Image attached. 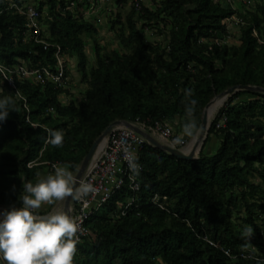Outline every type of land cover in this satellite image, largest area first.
<instances>
[{
    "label": "trees",
    "instance_id": "trees-1",
    "mask_svg": "<svg viewBox=\"0 0 264 264\" xmlns=\"http://www.w3.org/2000/svg\"><path fill=\"white\" fill-rule=\"evenodd\" d=\"M153 1L154 7L133 6L125 16L116 15L111 24L120 49L107 51L95 21L77 15L84 5L80 0H0V62L55 70L56 46L44 49L35 43L27 15L12 3L32 6L46 39L65 56L79 58L87 85L80 100L72 95L64 103L66 83L18 79L16 90L0 75V98L13 109L0 124V205L20 207L23 183L53 173L51 164L66 165L74 174L117 119L172 125L177 118L188 119L185 108L194 99L192 118L201 125L205 107L219 93L240 84L264 87L263 1L246 13L225 0ZM235 14L242 19L239 44L218 45L214 40L229 35L223 21ZM146 28L168 32L166 47L148 39ZM87 39L95 47L93 64ZM244 95L249 98L241 99ZM223 118L225 124L218 127ZM49 128L62 132V146L46 142ZM211 134L220 142L209 153L205 145ZM206 141L191 160L145 143L137 154L139 200L126 215L120 213L133 195L126 185L93 214L87 221L91 234L77 243L74 264H264V93L232 94ZM155 195L165 209L152 202ZM246 228L254 230L250 240Z\"/></svg>",
    "mask_w": 264,
    "mask_h": 264
},
{
    "label": "clouds",
    "instance_id": "clouds-1",
    "mask_svg": "<svg viewBox=\"0 0 264 264\" xmlns=\"http://www.w3.org/2000/svg\"><path fill=\"white\" fill-rule=\"evenodd\" d=\"M187 95H191L190 91ZM196 103L192 99L185 108L188 119L183 131L189 137L200 133L192 118ZM11 110V102L7 98H0V124L7 120ZM45 131L48 133L47 143L62 146L61 131L50 128ZM123 152V158L138 172L133 163L135 157L129 148L125 147ZM23 192L20 207L0 213V264H74L78 233L83 230L65 211L40 214L37 210L43 204L62 202L68 198L84 200L94 194L96 188L91 183L77 180L68 166L59 165L54 166L52 174L35 183H23ZM253 232L252 228H246L244 236L250 240Z\"/></svg>",
    "mask_w": 264,
    "mask_h": 264
},
{
    "label": "built area",
    "instance_id": "built-area-1",
    "mask_svg": "<svg viewBox=\"0 0 264 264\" xmlns=\"http://www.w3.org/2000/svg\"><path fill=\"white\" fill-rule=\"evenodd\" d=\"M245 5L257 3L258 1L264 0H240ZM225 3L231 4L236 8L237 2L233 0H225ZM146 3V0H133V6L136 10H140L142 5ZM13 7H16L20 13L26 14L28 17V35L31 36L35 43L43 45L44 49L56 46L55 56L57 58V65L55 70L50 66H27L26 64H14L6 65L0 62V75L6 80L9 86L13 89L17 88V80H29L35 84H46L52 82L58 86L65 84L68 78V68L66 62V56L59 45L52 44L46 39L43 25L39 22V12L32 6L22 8L17 3H12ZM237 9V8H236ZM237 16V14H235ZM233 15L232 17L224 20V23H228L230 20L238 19V23L242 22V19L238 16ZM204 40V39H202ZM205 41V40H204ZM218 45L225 44L227 41L223 37L214 40ZM226 119L223 118L217 124L218 127L225 124ZM142 129L146 131L153 130L159 134L170 139L176 146L181 149L185 142L175 140L174 128L168 123L156 121L154 124L147 122L136 121L134 122ZM33 126L37 124L32 123ZM145 143H149L145 137L137 133L134 129L126 126L114 127L111 133L106 138V143L103 151L98 156L97 160L92 164L82 179L83 182L91 183L96 188L94 194H90L85 197L84 200H74V204L71 206L70 215L76 220L80 228L83 230L82 233H78L79 241L81 242L90 236V228L87 225V221L90 217L100 210L106 203L112 200L114 195L121 191L124 186L128 185L133 195L129 197L124 204H121L120 213L126 215L128 210L139 200L138 191L140 190V181L138 178V172L133 170L129 166L128 161L124 157L123 149L128 147L130 152L135 157L133 163L136 165L138 171L141 166L137 163V154ZM94 159V158H93ZM61 163L51 164V168L54 171V166H59ZM86 201L87 203L85 204ZM152 202L157 204L160 208L165 209L163 199L155 195ZM219 245V244H215ZM228 255L232 253L227 250ZM238 255L247 258H256L252 253L246 251H240Z\"/></svg>",
    "mask_w": 264,
    "mask_h": 264
},
{
    "label": "rangeland",
    "instance_id": "rangeland-1",
    "mask_svg": "<svg viewBox=\"0 0 264 264\" xmlns=\"http://www.w3.org/2000/svg\"><path fill=\"white\" fill-rule=\"evenodd\" d=\"M88 1L89 2L87 3L86 0H80V2H84V5L83 7L79 8L77 15L78 16L82 15L87 20L95 21V24L99 30L97 38L100 44L103 47H105L107 51H110L112 49H120L119 40L117 38V31L112 28L111 23L112 20L116 18V15L118 13H121L123 16H125L128 12H130V10L133 8V0H127L124 4H118L117 0H88ZM233 1L237 2L235 6L237 9H240V12L242 13H246L247 11H249V9L254 8V6L257 4L254 3L247 6L243 4L242 1L240 0H233ZM29 2H33V0H29ZM145 4L150 7L155 6L153 0H146ZM77 6H78L77 3H74L71 5V8L73 10H76ZM236 17H238V15ZM227 30L229 35L222 36L224 40L227 41V43L229 44H239L240 24L238 23V19L230 20L227 23ZM145 35L147 36L148 39L152 40L153 42L161 43L163 47H166L169 39L168 32L160 33L159 29L157 28L155 29L146 28ZM85 50L90 63L91 64L95 63L96 62L95 47L91 39H87ZM66 56H67L66 60H67V68H68V75H67L68 78L66 82V88L69 90V93L62 95V101L64 103H68L72 95L78 100H80L83 97L85 90L87 89V85L82 81V75L79 69V58L73 55H66ZM246 98H249V95H244L241 97V99H246ZM224 104L225 103H223L222 106ZM221 107L219 108V110L221 109ZM216 115L217 114H215L214 118L216 117ZM214 118H212L211 123L214 120ZM186 122L187 120L185 119L177 118L172 123V127L174 128V133H175L174 138L175 140H179L181 143L185 142L184 147L187 146L189 142L196 136L194 135L192 137H189L184 133L183 126ZM197 126L200 129L201 125L197 124ZM207 136L208 133L205 139L203 140L202 147L207 139ZM219 142L220 139L214 134H211L208 137V140L206 141L205 151L209 153L213 152L218 147ZM48 174H52V173L50 171H45L43 173L42 178L46 177ZM63 205H64V201L62 202L57 201L52 204H43L39 210H41V212L44 213L46 212L49 213L56 210L63 211ZM262 217L264 218V215ZM253 250L258 251L256 247H253Z\"/></svg>",
    "mask_w": 264,
    "mask_h": 264
},
{
    "label": "water",
    "instance_id": "water-1",
    "mask_svg": "<svg viewBox=\"0 0 264 264\" xmlns=\"http://www.w3.org/2000/svg\"><path fill=\"white\" fill-rule=\"evenodd\" d=\"M241 90H249V91H256V92L264 93V87L263 86L240 84V85L232 86V87L226 89L225 91L219 93L218 95H216L211 100V102H209L207 104V106L204 109L201 127H200L201 131H200L199 135H197L199 141L202 138H203V140L205 139V137H206V135L210 129L211 121H209V110H210L211 106L213 105L214 101L218 98L228 99L232 94H234L237 91H241ZM117 126H126V127L131 128V129H134L137 133H139L143 137H145L147 139V141L149 142V144H151V145H153V146H155V147H157V148H159L165 152H168L171 155H174L178 158H181V159L191 160V159L198 158L199 153L202 149V146H201L198 154L195 151L187 154L179 148L169 147V146L164 145L158 138L153 136L148 131L142 129L140 126L135 124L133 121L125 120V119H117V120L113 121L103 131V133L97 138V140L94 142L93 146L91 147V149L89 150L87 155L84 157L81 164L78 166L77 170L74 173V176L77 178V180H82L84 178V176L86 175V173L90 167V164H91V162L95 156V153H96L100 143L104 139H106L108 137V135L111 133V131L113 130V128L117 127ZM202 144H203V142H202ZM74 200L75 199L68 198L64 201L63 211L67 212L69 215H70L71 206L74 204ZM12 207H14V206L0 205V213H2L4 210H10Z\"/></svg>",
    "mask_w": 264,
    "mask_h": 264
},
{
    "label": "bare ground",
    "instance_id": "bare-ground-1",
    "mask_svg": "<svg viewBox=\"0 0 264 264\" xmlns=\"http://www.w3.org/2000/svg\"><path fill=\"white\" fill-rule=\"evenodd\" d=\"M226 99L223 98H218L214 101L213 105L211 106L210 110H209V121L212 120V118H214L215 114H217V111L219 110V108L222 106L223 103H225ZM201 131V128H200ZM149 133H151L153 136H155L156 138H158L164 145L169 146V147H176L175 144L168 139L167 137L163 136L162 134H159L153 130L150 129ZM202 142H203V138L199 141L197 135L189 142V144L187 146L184 147V145L181 147V150L187 154L195 151L197 154L199 153V150L202 146ZM105 143H106V139H104L96 153L93 159L92 164L97 160L98 156L101 154V152L103 151L104 147H105Z\"/></svg>",
    "mask_w": 264,
    "mask_h": 264
}]
</instances>
